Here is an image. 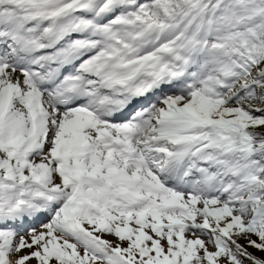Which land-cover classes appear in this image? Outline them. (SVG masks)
<instances>
[{
	"label": "snow or ice",
	"instance_id": "1",
	"mask_svg": "<svg viewBox=\"0 0 264 264\" xmlns=\"http://www.w3.org/2000/svg\"><path fill=\"white\" fill-rule=\"evenodd\" d=\"M0 264H264V0H0Z\"/></svg>",
	"mask_w": 264,
	"mask_h": 264
}]
</instances>
